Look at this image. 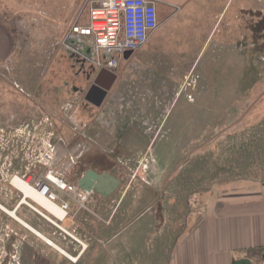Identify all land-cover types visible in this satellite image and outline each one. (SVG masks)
Instances as JSON below:
<instances>
[{"label":"rangeland","instance_id":"1","mask_svg":"<svg viewBox=\"0 0 264 264\" xmlns=\"http://www.w3.org/2000/svg\"><path fill=\"white\" fill-rule=\"evenodd\" d=\"M82 1L49 8L41 0H0V23L12 37L10 55L0 59V204L78 255L74 262L63 256L1 208L0 264H168L215 197L264 181V1L249 0L245 56L202 58L205 85L193 100L185 91L197 87L198 75L180 76L190 55L162 56L179 47L170 35L177 24L168 29L157 7L160 25L143 45L155 56L120 59L100 107L84 100L99 69L91 45L71 35L63 42ZM85 49L84 64L70 56ZM47 147L50 163L42 157ZM91 167L121 183L106 198L91 192L77 200L72 187ZM49 168L71 186L51 188L69 204L63 221L30 199L21 203L11 184L18 176L34 186ZM78 241L86 245L81 255Z\"/></svg>","mask_w":264,"mask_h":264},{"label":"crops","instance_id":"2","mask_svg":"<svg viewBox=\"0 0 264 264\" xmlns=\"http://www.w3.org/2000/svg\"><path fill=\"white\" fill-rule=\"evenodd\" d=\"M41 1L47 6L48 3L55 5L51 1L59 3L60 0ZM65 1L68 2V0ZM76 1L70 0L69 7L77 6ZM94 1L83 0L80 7L78 6L76 17L67 19L69 25L63 34L65 36L63 42L70 35L76 36L71 34L73 24L87 23V8L93 5ZM153 1H155L156 7L163 12V23H167L168 29H172L173 23L177 24L176 28L173 27V32L171 31L170 35L175 36L179 47L172 48L174 50L164 48L162 56L166 57L167 54L190 55L186 63H191V65L182 70L181 78H184L189 70L190 72L194 71L196 64L203 56H213L214 63H218L224 55H229L228 63H231L232 60L237 61V57L241 59L242 55L245 56L250 44L248 41V18L249 15L251 16L252 9L249 7V0ZM57 6L59 7V5ZM81 8L82 10H80ZM38 13H41L38 16L40 21H43L46 16L45 12L39 11ZM69 13H72V10H69ZM83 17H86L85 21H82ZM194 43H196V47H191V44ZM11 44L12 37L8 27L0 23V59L10 55ZM143 47L123 59L128 60L141 55L145 56L144 58L147 60L148 57L155 56V50L148 52L149 47ZM80 50L82 49L80 48ZM85 52L88 50L85 49ZM193 55L194 58H192ZM160 61L162 60L160 59ZM162 63L165 64V61ZM241 63L242 60H240V67ZM167 72L163 69L160 78H165L166 81ZM143 77L145 75L135 79L139 81L138 79ZM180 93L179 91L176 94L177 98L181 97ZM187 94L192 100L195 98L190 93ZM200 96L201 92L198 97ZM184 101L187 102L185 99ZM148 102L150 101L148 100ZM168 115L166 114L165 117L167 118ZM82 244L85 245L83 242ZM83 252L82 249L79 254ZM241 258H248L253 264H264V181L249 182L245 186H240L239 189L215 197L204 212L196 216L195 223L189 227L187 232L183 233L174 254L167 263L232 264L234 260Z\"/></svg>","mask_w":264,"mask_h":264},{"label":"built area","instance_id":"3","mask_svg":"<svg viewBox=\"0 0 264 264\" xmlns=\"http://www.w3.org/2000/svg\"><path fill=\"white\" fill-rule=\"evenodd\" d=\"M87 15V23L73 24L71 34L88 41L95 54L94 61L97 58L98 67L110 70L117 69L119 60L124 57L125 52H134L141 48L159 25L158 11L153 0H95L93 5L87 8ZM42 157L45 162H52L54 159L52 148L47 147ZM48 174L62 180L64 187L51 184ZM34 186L36 189L41 188L50 200L57 202L67 212L69 204L51 188L55 186L60 191H70L71 186L51 168L46 171L44 177L35 182ZM72 190L76 191L74 197L77 200L88 198L90 193L78 186L72 187Z\"/></svg>","mask_w":264,"mask_h":264},{"label":"water","instance_id":"4","mask_svg":"<svg viewBox=\"0 0 264 264\" xmlns=\"http://www.w3.org/2000/svg\"><path fill=\"white\" fill-rule=\"evenodd\" d=\"M131 51L124 53V58H128ZM117 79L114 70L101 67L97 71L91 87L85 94V100L95 106H100L105 95ZM120 180L108 172L98 173L88 168L77 180V186L87 192H94L102 198L108 197L120 185ZM232 264H253L248 258L234 260Z\"/></svg>","mask_w":264,"mask_h":264},{"label":"bare ground","instance_id":"5","mask_svg":"<svg viewBox=\"0 0 264 264\" xmlns=\"http://www.w3.org/2000/svg\"><path fill=\"white\" fill-rule=\"evenodd\" d=\"M50 177H54L57 179V181L52 180ZM48 180L51 182V184L56 185L58 187H64L63 185V181L60 180L59 178H57L56 176H54L53 174H48ZM11 184L15 186V188L17 190H19L22 194V202H27V199L32 200L34 203H36L39 207H41L43 210H45L47 213L51 214L52 216H54L57 221H63L66 218L67 212L64 211V209H62L59 204L55 201L50 200L46 194L44 193L43 190H41V188H37L35 186H32L28 180L22 179L21 177L18 176H14L11 179ZM3 209L6 213H8L12 218H14L16 221H18L19 223H21L25 228H27L29 231H31L33 234L37 235L39 238H41L43 241L46 242L47 245L51 246L52 248H54L56 251H58L59 253H61L63 256L69 258L70 260L77 261L78 260V255L72 256L71 254H69L65 249H63L62 247H60L58 244H56L55 242H53L51 239H49L48 237H46L44 234H42L41 232H39L37 229H35L32 225H30L29 223H27L26 221H24L23 219H21L17 213L15 209L9 210L7 208H5L4 206H2L0 204V209ZM34 208H36L34 206ZM37 209V208H36ZM39 212H41L39 210ZM42 213V212H41ZM44 214V213H43ZM45 215V214H44ZM51 220V219H50ZM53 221V220H51ZM54 222V221H53ZM54 224L58 225L60 228H62V226L57 223L54 222ZM63 229V228H62ZM71 236V235H70ZM72 237V236H71ZM77 240V239H76ZM79 242V241H78ZM81 244V242H79ZM82 245V249L84 250V248L86 247L84 244ZM81 252V251H80ZM81 255V254H80Z\"/></svg>","mask_w":264,"mask_h":264},{"label":"trees","instance_id":"6","mask_svg":"<svg viewBox=\"0 0 264 264\" xmlns=\"http://www.w3.org/2000/svg\"><path fill=\"white\" fill-rule=\"evenodd\" d=\"M204 57V56H203ZM202 57V58H203ZM202 58H201V60H202ZM201 60L196 64V68H195V70H196V72H195V74L196 75H198L197 76V78L198 79H200V80H198L197 78H196V82H197V87H196V82H194V84H195V86H193V87H191L190 88V90H186V94L187 93H190V95L192 96L193 95V97H198L199 96V94H200V89H201V86H203L204 84H202L203 82H202V79H201V77H203V74H202V72H200V71H202L201 70V68H200V62H201ZM199 64V65H198ZM197 66H199V68H197ZM193 73V72H192ZM154 78H158L159 79V77L158 76H153ZM161 79H163V78H161ZM176 105V104H175Z\"/></svg>","mask_w":264,"mask_h":264},{"label":"flooded vegetation","instance_id":"7","mask_svg":"<svg viewBox=\"0 0 264 264\" xmlns=\"http://www.w3.org/2000/svg\"><path fill=\"white\" fill-rule=\"evenodd\" d=\"M259 1V0H258ZM262 1H264V0H262ZM262 3V2H261ZM159 26V25H158ZM158 28V27H157ZM76 50V49H75ZM69 52V51H68ZM87 53H89V50H88V52H74V53H71L70 54V56H73V57H77V59L79 60V61H81L82 62V64H84L85 62H86V59L85 58H81L79 55H84V54H87ZM99 69H97V71H98ZM96 71V72H97ZM95 75H96V73H95ZM94 79V78H93ZM93 79H92V82H91V84L89 85V87H88V89L91 87V85H92V83H93ZM116 81V80H115ZM115 83V82H114ZM114 83H113V85H114ZM113 85L111 86V88H110V90L113 88ZM88 89L85 91V93H84V100H85V94H86V92L88 91ZM109 90V91H110ZM108 91V92H109ZM108 92H107V94L105 95V98H104V100H103V102L101 103V105L100 106H102L103 104H104V102H105V100H106V98H107V96H108ZM86 101V100H85ZM87 102V101H86ZM100 106H98V107H100ZM91 169H93L92 167H91ZM93 170H95V169H93ZM96 172H98V173H101V172H103V171H97V170H95ZM105 172H107V171H105Z\"/></svg>","mask_w":264,"mask_h":264}]
</instances>
